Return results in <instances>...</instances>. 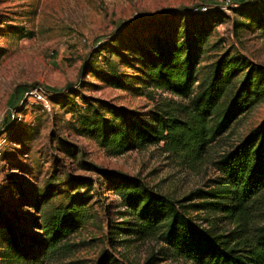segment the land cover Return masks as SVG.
<instances>
[{
    "label": "rangeland",
    "instance_id": "rangeland-1",
    "mask_svg": "<svg viewBox=\"0 0 264 264\" xmlns=\"http://www.w3.org/2000/svg\"><path fill=\"white\" fill-rule=\"evenodd\" d=\"M209 1L0 0V136L6 140L0 207L26 236H20L18 249L0 232V264H96L106 250L120 264H194L174 256L163 242L124 230L132 217L102 171L139 177L174 199L209 191L221 176L216 162L264 120V100L197 158L167 152L162 144L116 155L80 127L83 115L95 108L112 117L109 105L148 111L158 100L179 99L148 84L146 51L158 33L177 36L194 22L182 11ZM255 1L224 10L217 19H196L210 30L200 81L223 54L264 65V0ZM168 9L180 10L166 14ZM112 72L121 86L102 78ZM37 83L51 89V109L19 107L23 88ZM16 109L20 115L13 117ZM199 195L186 203H202ZM73 200L85 201L92 217L61 240L72 245L70 252L46 253L33 240L44 238L39 220L44 211ZM190 214L202 221L207 211L191 207ZM221 217L204 223L219 232L232 230Z\"/></svg>",
    "mask_w": 264,
    "mask_h": 264
},
{
    "label": "trees",
    "instance_id": "trees-1",
    "mask_svg": "<svg viewBox=\"0 0 264 264\" xmlns=\"http://www.w3.org/2000/svg\"><path fill=\"white\" fill-rule=\"evenodd\" d=\"M252 1H242L237 8ZM179 10L168 9L165 13ZM182 13L194 22L182 27L177 36L158 33L145 59L148 84L156 90L170 91L179 99L158 100L148 111L109 105L112 117L97 108L82 117L81 132L93 136L113 154L162 144L167 152L197 158L240 115L264 100V65L236 55L220 56L200 81L199 64L208 50L210 30L205 23L199 26L196 19H217L225 12L219 7L197 12L192 7ZM102 78L117 86L123 84L115 72L103 73ZM216 165L221 172L217 185L183 199L160 193L136 176L102 173L132 217L124 223L129 226L124 228L126 232L163 242L174 256L194 264H264V120L224 153ZM195 194L204 201L186 203ZM191 207L205 209L206 217L196 220L190 214ZM217 214L233 225L232 230L219 232L204 223ZM43 215L39 224L44 238L33 240L42 243L46 253L70 252L72 245L61 240L92 217L82 200L60 204ZM0 232L11 247H21L24 239L20 236L25 234L16 231L1 207ZM96 264H120V260L106 250Z\"/></svg>",
    "mask_w": 264,
    "mask_h": 264
},
{
    "label": "built area",
    "instance_id": "built-area-1",
    "mask_svg": "<svg viewBox=\"0 0 264 264\" xmlns=\"http://www.w3.org/2000/svg\"><path fill=\"white\" fill-rule=\"evenodd\" d=\"M243 2L252 0H242ZM241 0H210L209 2L201 3L193 6V11L201 12L208 11L212 7H219L223 10H228L237 7L241 4ZM52 91L43 84H32L23 89V99L20 100L19 107H28V104L41 105L43 108L51 109ZM16 114L20 115V110H14L13 117ZM6 140L0 136V170L3 165Z\"/></svg>",
    "mask_w": 264,
    "mask_h": 264
}]
</instances>
